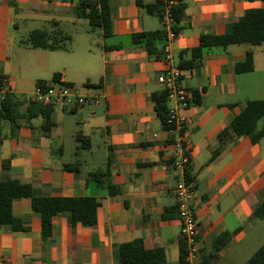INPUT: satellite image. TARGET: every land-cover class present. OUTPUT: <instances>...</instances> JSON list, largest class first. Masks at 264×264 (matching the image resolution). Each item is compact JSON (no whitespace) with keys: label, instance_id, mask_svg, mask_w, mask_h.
<instances>
[{"label":"crops","instance_id":"obj_1","mask_svg":"<svg viewBox=\"0 0 264 264\" xmlns=\"http://www.w3.org/2000/svg\"><path fill=\"white\" fill-rule=\"evenodd\" d=\"M138 1L109 0L112 35L104 37L102 30L92 32L77 17V0H0V76L12 94L32 97L37 83L44 81L67 84L101 100L72 110L54 107L50 134L43 131L41 115L28 119L25 104L18 109L17 126L0 122V181L28 184L34 197H94L101 204L94 226L73 227L60 214L45 237L31 199L14 200L13 215L23 229L0 226V264H117L116 247L137 240L147 250L164 251L163 261L156 264H180L174 191L183 172L174 168L180 149L161 118L175 101L166 95L158 108L153 100L166 93L157 80L165 70L166 41L156 42L151 54L132 39L167 28L146 11L153 0H140L142 7ZM177 2L186 6L181 31L171 43L178 67L181 57L190 59L181 53L199 47L202 36L225 35L248 10L264 9V0ZM37 30L67 34L71 42L57 51L25 46ZM250 51L254 71L236 73L235 66ZM262 54L264 46L212 47L204 50L200 66L180 68L181 84L191 95L181 113L191 160L186 175L196 191L200 254L195 264L215 253L213 243L223 233L230 238L216 252L214 264H246L264 244L255 252L247 244L257 220L264 221L255 216L264 201V138L255 144L250 136L230 130L213 157L218 135L247 102L264 100ZM259 122L257 131L264 128ZM99 171L105 174L101 184L89 177Z\"/></svg>","mask_w":264,"mask_h":264},{"label":"trees","instance_id":"obj_2","mask_svg":"<svg viewBox=\"0 0 264 264\" xmlns=\"http://www.w3.org/2000/svg\"><path fill=\"white\" fill-rule=\"evenodd\" d=\"M140 7L142 3L137 2ZM146 11L151 15L161 17L162 4L157 2L145 7ZM186 6L179 3L173 9V17L175 23L173 30L175 33L181 31L179 23L184 16ZM76 15L80 19H84L89 23L92 32L102 30L104 37L112 35V20L109 0H77ZM134 43H144L149 53L154 54L155 43L167 40L165 31L145 32L132 37ZM71 42V37L61 32L47 33L42 30L33 31L23 43L25 46L34 49H44L49 51L65 50ZM232 45H248L252 47L264 46V9H251L245 15L235 22L231 30L221 36L204 35L200 39V45L197 48L184 51L183 54H190V59L185 60L181 57L179 68L191 69L196 65L202 64L203 52L207 48L222 47L227 48ZM160 57V53L158 54ZM254 54L252 51L247 53L244 63L235 66L236 73L253 72ZM55 75L53 81L57 80ZM4 78L0 76V89L4 84ZM52 84V83H51ZM49 83V85H51ZM43 89L49 85L44 81L37 83ZM195 98L199 100V93L194 91ZM166 93L157 98L153 96V100L159 104L164 101ZM196 100V101H197ZM25 104L28 111V119H33L41 115L43 117V131L50 134L55 124L52 120L53 107L43 106L38 102L28 101L25 98L18 99L12 93H6L0 100V122L9 121L17 126L19 118L18 109ZM160 113V109L158 110ZM167 111L161 115L165 126ZM264 117V100L248 101L244 110L240 115L234 118L230 127L222 131L217 137V149L214 152V158L221 152L226 144L229 131L232 130L236 136H250L253 143L257 144L264 138V128L257 131V123ZM9 162L4 163V171L7 173ZM68 168V167H67ZM105 176L103 171L91 173L93 178L99 184L103 183L102 178ZM188 181H191L186 175ZM31 199L33 212L40 215L43 232L45 237H49L53 229V219L62 214L66 215L73 227L81 224L84 226H94L98 221V210L101 206L98 199L94 197L79 198H62V197H34L32 186L22 184L17 180L0 181V226L11 225L14 230L23 229L20 226L21 221L13 215V201L17 199ZM255 216L264 220V201L255 210ZM230 238L229 233H223L215 239L213 250L215 253L208 256L200 264H214L217 260L216 252L225 246ZM115 255L117 264H156L163 261L164 251L147 250L141 240L122 244L116 247ZM187 256V246L184 240L180 243V264H187L185 258ZM246 264H264V244L253 254Z\"/></svg>","mask_w":264,"mask_h":264},{"label":"built area","instance_id":"obj_3","mask_svg":"<svg viewBox=\"0 0 264 264\" xmlns=\"http://www.w3.org/2000/svg\"><path fill=\"white\" fill-rule=\"evenodd\" d=\"M153 1L162 4L160 19L167 28V40L162 49V61L165 70L163 74L158 76L157 80L164 87L167 97L175 101V106L168 110L165 128L169 134L174 136V145L180 149V153L174 160V168L183 172V176L177 181L174 191L176 214L180 223L181 239L186 242L187 246V256L185 261L187 264H195L200 254L198 243L199 226L195 215L194 203L196 200V191L192 181H188L186 177V172L190 166L191 160L185 139L184 127L186 117L181 113V109L188 106V99L191 95L181 84L183 73L182 70L175 65L171 49V43H173L178 36L173 30V25L175 23L173 9L178 5V2L177 0ZM6 93L11 92L8 87V82L4 80V84L0 89V99H2ZM25 99L32 102H38L43 106L53 108L59 107L68 110L80 108L90 103L96 105L101 103L100 99L85 97L81 95L77 88L61 83L51 84L46 89L37 85L34 96L25 97Z\"/></svg>","mask_w":264,"mask_h":264},{"label":"rangeland","instance_id":"obj_4","mask_svg":"<svg viewBox=\"0 0 264 264\" xmlns=\"http://www.w3.org/2000/svg\"><path fill=\"white\" fill-rule=\"evenodd\" d=\"M264 57V54H262ZM34 96V95H33ZM264 125V118L259 122L258 127H262ZM257 227L254 230L252 236H250L247 240V244L252 245V250L254 252L264 243V221L257 220Z\"/></svg>","mask_w":264,"mask_h":264}]
</instances>
